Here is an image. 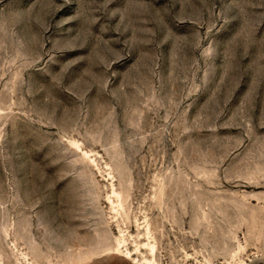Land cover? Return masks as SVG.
Masks as SVG:
<instances>
[{"label": "rangeland", "instance_id": "1", "mask_svg": "<svg viewBox=\"0 0 264 264\" xmlns=\"http://www.w3.org/2000/svg\"><path fill=\"white\" fill-rule=\"evenodd\" d=\"M0 264H264V0H0Z\"/></svg>", "mask_w": 264, "mask_h": 264}]
</instances>
